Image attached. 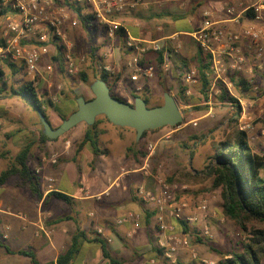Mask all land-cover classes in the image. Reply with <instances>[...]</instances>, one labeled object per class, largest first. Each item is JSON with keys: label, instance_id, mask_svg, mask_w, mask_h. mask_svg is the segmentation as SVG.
I'll list each match as a JSON object with an SVG mask.
<instances>
[{"label": "crops", "instance_id": "0c3cea01", "mask_svg": "<svg viewBox=\"0 0 264 264\" xmlns=\"http://www.w3.org/2000/svg\"><path fill=\"white\" fill-rule=\"evenodd\" d=\"M226 1L143 0L144 6L124 14L113 15L112 18L109 17V20L114 24L125 28L130 37L161 41L172 53L171 63L175 72L172 73L171 68L170 72L161 69L152 79L142 80L143 92L139 95L132 90V83L126 68L128 57L116 45L118 39L112 42L111 55L108 58L103 57V53L111 41L108 39V26L98 23L105 29L103 42L100 46H95L100 48L98 50L101 62L99 75H101L105 65L110 66L112 73L108 74L115 78L113 91L118 98L133 104L134 95H136L148 98L151 104H154L151 99L153 90H159V88L163 91L165 89L171 90L167 87V83L171 84L174 75L180 73L176 69L180 70V67L185 63L190 65L187 60H192V68L197 69L194 60L198 46L191 38L183 34L198 30L202 26L206 12L210 13L215 20L226 19L224 13ZM244 2L250 4L252 0H244ZM55 8H57L56 12L68 16L69 20L66 22L64 30L73 45L77 46L75 36L86 35L88 30L80 26L75 28L72 25L74 21H77V18L69 8L57 5V3ZM14 14L8 15L7 22L3 26H1L2 23L0 24L2 27L1 40L9 34L5 28L9 16L12 19L17 18V15ZM249 25H252L251 22L246 20H243L240 25L228 24L229 28L239 32ZM58 43L60 42L54 39L47 43H33L41 54L37 71L41 79L46 69V67L45 69L42 67L43 64L48 62L50 58L51 60L59 58L56 48ZM243 48L250 55L247 41L243 43ZM155 60L156 56L150 54L146 57L145 62L146 64H154ZM16 65L18 68L21 67L20 64ZM22 74L25 76L24 72ZM242 75L234 74L233 76H236L235 79H239ZM24 76L19 75L14 82L18 84V81L25 79ZM244 77L249 78L246 75ZM49 86L51 87V85ZM198 87L199 85L195 88ZM216 88L218 89L217 86ZM48 91V97L55 104L57 103V107H60V113L55 110L48 112L50 123L55 128L62 124L61 116H70L74 112V107L72 100L63 101L60 93L56 92L59 98L56 93V97L51 94V88ZM90 93L93 94L91 88L83 89L81 94L86 100H91L93 97H90ZM199 95L201 97L200 93ZM18 98L20 97H0V119L10 131L14 132L11 134L19 136L18 139H20L24 129L22 130L16 125L19 122V113L24 112L25 105L20 103ZM54 99L56 100L54 101ZM211 103L208 101L199 104L204 108L198 112V115L195 116V112L191 110V120L170 132H166L163 128L156 133H149L145 138L147 143H143V141L145 142L144 139L139 146L136 145L138 142L134 130L116 127L102 119L98 126L101 132L99 138L101 152L98 155H94L93 150L88 145L78 152V146L86 130L84 123L75 127L70 132L69 137L64 136L41 144L40 131L34 118L25 114L24 126L26 130L32 132L31 141L38 146L37 150L40 153L38 156L35 155L36 159H33L34 161L30 162V165L42 179V198L40 200L35 199L28 189L19 187L17 178L0 187V243L3 245L0 248V264H33L32 258L18 254L20 251L32 254L39 264L55 263L58 257L70 247L72 238L78 232H84L89 241H83L72 264H141V262L151 258H156L158 264L161 261L162 264H170L162 256L160 244L168 242L173 234L177 237L186 235L184 225L172 220L175 232L161 231L156 224L155 217L149 219L146 207L136 196V190L139 186L144 185L148 189L158 191L154 176L159 173L164 178L174 177L176 181L182 183L180 186H184L188 190L193 189L195 192L193 194L208 192L212 186V179L205 178L195 183L192 177L204 176V172H207L206 168L211 163V158L215 153V146L219 142L234 141L239 136L243 137L244 135L237 134L232 138L227 135L217 142L212 130L216 124H211L214 122L211 119L214 110ZM191 107L194 106L185 108L190 109ZM218 107L220 110L216 111L215 116L218 114L225 116L229 111L234 112L231 103H219ZM220 119L218 118L219 122ZM199 121H201L200 124ZM229 121L226 120L225 123ZM194 123L197 126H194ZM191 125L196 129L200 125L199 128L202 127V132L200 134L191 133L189 131ZM246 141L252 146L249 138H246ZM21 144L27 145V143ZM149 144L155 146L153 155L147 150ZM182 144L183 146H181ZM142 147H145L144 151L147 152L145 157L138 154ZM129 148H134L136 154L127 156ZM191 152H194L193 156L190 155ZM54 155H59L57 164L49 162V159ZM185 162H189V168L184 167ZM79 173L82 174L80 180ZM53 193L69 197L70 202L56 199ZM178 194L181 195V193ZM213 195L219 196V192H214ZM198 200L200 202L202 199ZM209 202L211 203V200ZM130 212L141 216V227L131 238L128 237V233L132 229L131 224L121 226L114 224L115 220ZM208 221L207 218L206 222L199 223L201 230ZM6 226L10 227V230L8 231V238L4 239ZM98 228H103L105 235L112 238L111 243L102 238H97L96 230ZM95 240H100L101 243H97ZM195 250L197 251L196 248ZM188 254L191 257L188 250L180 248L177 257L186 259L189 257ZM16 255L23 259H13Z\"/></svg>", "mask_w": 264, "mask_h": 264}, {"label": "built area", "instance_id": "2783aa9c", "mask_svg": "<svg viewBox=\"0 0 264 264\" xmlns=\"http://www.w3.org/2000/svg\"><path fill=\"white\" fill-rule=\"evenodd\" d=\"M71 1L74 4L92 6V13H94L97 23L108 26V39L111 43L103 53L104 58H108L111 55L112 42L116 39L115 26L117 25L109 20V17L124 14L145 5L143 0ZM0 3L3 7H10L17 15L16 19H12L9 16V21L5 28L9 34L0 44V67L6 62L22 63L28 74H36L41 59L40 51L36 45H27L25 43H47L52 38H56L64 46V59L68 74L76 75L79 73V68L72 54L74 45L67 38L64 30L69 18L66 14L55 11V0H0ZM224 13L227 18L220 21L215 20L210 13L206 12L202 26L198 30L183 34L191 38L205 55L211 57L210 71L213 80L209 102H211L214 92L219 93L216 88L219 81L233 95V84L228 80V76H233L234 74L252 76L255 71H264V0H252L250 4H245L244 0H227ZM243 20L251 22L252 25L246 26L241 32L235 31L228 26V24L240 25ZM72 25L77 26L78 21H74ZM245 41L248 42L250 55L243 48ZM126 47L129 51L126 68L132 83V90L139 95L143 92L142 80L152 79L161 69L166 72L170 70V49L161 41L135 39L129 35ZM163 51V61L159 63L158 55ZM150 54L156 56L154 64H146L145 62L146 57ZM81 61L84 62L85 59L82 58ZM103 71L112 73V69L108 65L103 67ZM53 72V66H47L43 74L45 82H51ZM181 75L183 76V84L187 88L186 95L190 96L193 88L200 84L198 70L196 68L183 70ZM56 90L60 93L63 90V86L61 84L57 85ZM239 102L240 105L232 104L235 113L240 111L241 114L239 130L243 134L249 135L255 130L253 119L247 117L245 104L241 100ZM193 125L197 126L195 123ZM262 135L264 136V131ZM147 150L153 155L155 146L149 144ZM58 159L59 155H54L49 159V162L57 164ZM154 179L158 191H153L141 185L136 190V196L146 209L154 213L156 224L161 231L174 233L175 226L171 222L172 220L182 224L185 223L190 228L200 222L207 221L209 208L206 200H202L192 207L188 202L179 200L177 197L178 193L188 190L186 187L170 186L166 178L159 173L154 176ZM91 216L93 217V214ZM114 224L116 226L131 224L132 229L128 233V237L131 238L141 227V216L130 212L115 220ZM5 229L4 239L8 238L10 227L6 226ZM201 233L204 239L212 240L213 234L208 224L202 228ZM96 236L108 243L112 242V238H108L105 235L103 228L96 230ZM180 248L188 250L193 260L198 258L197 251L186 235L177 237L173 234L168 242L160 244L162 256L172 264H176L177 253ZM141 264H158V260L151 258L141 262Z\"/></svg>", "mask_w": 264, "mask_h": 264}, {"label": "trees", "instance_id": "16d2710c", "mask_svg": "<svg viewBox=\"0 0 264 264\" xmlns=\"http://www.w3.org/2000/svg\"><path fill=\"white\" fill-rule=\"evenodd\" d=\"M57 5L67 7L72 10L77 18L78 25L85 30L94 29L97 23V19L92 13V6L88 4H74L71 0H55ZM15 13L10 7H3L0 3V16L13 15ZM15 15V14H14ZM113 16H110L112 18ZM2 32V27L0 26V34ZM116 39L118 43L116 45L126 56L129 55V51L126 47V41L128 34L125 28L122 26H115ZM59 41L56 38H52ZM3 40L0 39V44ZM27 45H34L33 43H25ZM58 59L54 60L59 62L64 67L65 72L68 74L67 66L65 59L63 58L64 46L62 43L57 45ZM99 47H94L91 50V55L89 57V62L92 66L93 79L89 77L85 72H80L76 75H69L72 77H78L81 82L87 84L89 87L91 84L97 80L103 78L108 84L111 94L113 97L118 98L113 91V85L115 83V78L108 74L105 71H101L99 75V70L101 62L98 56ZM172 53H170L171 57ZM164 56V51L158 55L159 63H162ZM85 63L87 62V58ZM199 74V89H200V103L208 102L210 99L211 88H212V77H211V57L205 55L198 47L196 59L194 60ZM172 65V63H171ZM188 64L185 63L180 70L183 71ZM27 73L25 67H17L15 63L6 62L0 67V97H20L27 101L32 110L35 112V106H37L45 114L48 121V110H55L60 113V107H57L50 98H42L39 94V88L36 86L35 81L29 80H20L18 84L14 80L19 76H24L22 73ZM26 75V74H25ZM183 80V76L180 75ZM230 81L235 85L236 89L242 87L241 93L239 94L243 98L250 93L251 87L249 82L242 80L237 82L235 78L231 77ZM66 89H63L60 92L61 98L63 101L72 100L74 112L78 109L77 99L81 97L75 92L74 89H71L70 86H67ZM219 93H213L217 95L218 102L220 104H234L237 102L235 98H232L230 92L226 89L222 82L217 83ZM187 88L182 85L181 90L175 95V99L180 101L182 104L187 106H193L190 103L189 97L186 96ZM69 91V92H68ZM164 92H170V90L165 89ZM134 97H139L134 95ZM120 99V98H119ZM147 102L148 107L153 108L159 105H152L148 98H143ZM164 99V98H163ZM122 100V99H121ZM124 101V100H123ZM126 102V101H125ZM204 107L194 106L190 109H186L185 122L181 125L186 124L189 120L190 112L200 111ZM60 115V114H59ZM240 111L234 113L233 121H238ZM69 116H61L62 121ZM39 123L41 125L40 119L37 115ZM106 120L111 123L106 117H99L94 126L89 127L86 124V130L83 136L81 143L78 146V152L83 150L87 145L91 147L94 155H98L101 150L99 147V138L101 135L100 130L98 129L100 120ZM178 127V126H177ZM177 127H173L177 128ZM166 128V127H164ZM170 128V127H168ZM43 127L41 125L40 131V143L45 144L46 142H51L43 134ZM163 128L157 130H151L145 132L142 136L140 142L136 145H140L141 142L147 137L149 133H156ZM73 130V129H72ZM71 130V131H72ZM70 131V132H71ZM68 132L65 136L69 137L71 134ZM243 135V133H242ZM34 143H28L25 145L15 156L9 159L8 168L3 170L0 173V187L6 185L12 179L17 178V185L23 189H28L32 196L35 199L40 200L42 198L41 188H42V179L40 175L32 169L30 165V160L34 158L33 154ZM145 147L138 152L143 157L147 155V152L144 151ZM130 154H136L134 148H129L127 150V156ZM191 156L194 155V152H191ZM6 157V156H5ZM207 172H204V176H194V182H200L205 178L212 179L211 192H219L221 198V212L223 216L231 221L240 235L243 237L241 241L242 250L233 251L229 256L224 254L221 255V260L219 264H264V151L257 152L253 147L246 141L245 134L243 137L236 138L234 141H221L215 146V153L211 158V163L206 168ZM157 171V170H156ZM167 183L170 186L178 185L182 183L176 181L174 177L166 178ZM56 199L70 202L69 197L64 196L63 194L53 193ZM149 214V219L154 217V213L146 209ZM184 233L188 234L190 227L183 223ZM83 241H89L87 235L84 232H78L72 238L70 247L65 251L64 254L60 255L57 261L48 263V264H72L76 259L80 247ZM97 243H101L100 240H95ZM3 245L0 243V248ZM10 252V250H8ZM20 255L29 256L32 258L33 264H39L35 257L32 254L27 252L20 251ZM106 256V254H105ZM108 258V256H106ZM176 264H184L182 262H177ZM190 264H198L193 262Z\"/></svg>", "mask_w": 264, "mask_h": 264}, {"label": "rangeland", "instance_id": "374dc122", "mask_svg": "<svg viewBox=\"0 0 264 264\" xmlns=\"http://www.w3.org/2000/svg\"><path fill=\"white\" fill-rule=\"evenodd\" d=\"M54 6H56V3ZM57 8H55V11L57 10ZM1 17L2 18L0 19V24L2 23L1 26H3L4 23L7 22L6 19L8 18V16H5V17L1 16ZM180 25H183V23H180ZM74 27L76 28L78 26H74ZM79 31L81 32L80 29ZM104 31L105 29L103 28V26L96 23L95 28L89 29L86 35L82 34L80 37L78 35L75 36V42L78 47L74 45V48L72 50L73 57L79 68V71L85 72L92 79H93L92 77L93 71H92L91 63L89 62V57L91 55L92 48L98 45L100 46L101 43L103 42L104 36H105ZM67 38L69 39L68 36ZM63 58H64V52H63ZM82 58H87V62L86 63L82 62L81 61ZM191 61L187 60V62L190 65L185 67L184 70H189L190 68H192ZM19 64L21 67H24L22 63H19ZM49 65L53 66L54 68L52 80L50 82L51 87L49 86L50 83H47L43 79H41V76L40 75L38 76L37 73L33 75L25 73L26 75L24 76L25 80L36 82V86L39 88V93L42 98H49L48 90L50 88H51V91H50L51 94L55 96V93L57 92L56 86L59 84L63 86V89H66V84H68L67 86H70L71 89H74L75 92H77V94L81 96H82L81 93H83V89H90V87L87 84L81 82L77 76L71 78L65 72L64 67L62 69V66L59 62H55L54 60H51L50 58L49 61L43 64L42 67L45 69V67L47 68V66ZM176 71L177 72L180 71V73H182L181 70L176 69ZM171 72L172 73L175 72V68L173 65H171ZM180 73L178 72V74L174 75V78L171 84L167 83V87L171 89L170 90L171 92H168V93L172 94L173 96L176 95L181 90L182 85L184 83V81L181 79L179 75ZM244 76L245 75L243 74L239 79L237 78L236 81L237 82L242 81V80L248 81L249 86L251 87L250 93H248V95L243 98L242 96L239 95L241 93L242 87H240L239 89H236L235 85L231 82L233 84V87H232L233 95L231 94L230 95L232 98H235L237 100V102L234 103L235 105H240L239 100H241L245 104L246 111H247V117L253 119L252 122L255 128V130L251 134L249 135L245 134V136L246 138L250 139L253 149L255 151L262 152L264 151V136L262 135V132L264 131V71L262 72L255 71L252 76H248L249 78L253 77L251 78V80H249V78H245ZM232 77L235 78L236 76H232ZM227 78L230 81L231 76H228ZM199 91H200L199 87L193 88L192 94L190 96L186 95L187 97H189L190 103L193 106L195 105L199 107L202 106V105H199L201 104ZM164 94L165 92L161 88H159V90L158 89L153 90L151 99L154 101V104L152 105H159V104L162 105L164 103V99H163ZM57 95L58 94L56 93V96ZM216 96L217 95L215 96L213 95L212 100H211L212 106L214 109L211 115L212 116L211 119L214 122H212L211 124H216L214 125L212 130H213L214 137L215 139H217V142H218L219 140H221L222 137L224 138L228 135V136H231L232 138V137H235L237 134H242V132H240L239 130L241 114L239 115L238 121L234 122L232 119L234 117L235 110L234 112L229 111V113H227L225 116H220L219 114L215 116V113H217L216 111L220 110L218 107L219 102L217 98H215ZM90 97L94 98V95L90 93ZM159 97H160V100H159ZM18 101L25 105V110L24 112L19 113V120H18L19 122L17 123L16 127L18 126L22 130L24 129L23 130L24 132L22 133L23 135H21L20 137L21 140L18 139L19 136L12 135L11 133H14V132L10 131V129L7 126H5L3 124V121L0 119V122H1V126H0V173L3 170L8 168L9 159L15 156L24 147L21 143H27V144L33 143L31 141L33 138L31 136L32 132L30 130H26L24 126L25 114H29L34 118L35 124H37L39 131H41V125L39 123L37 115L32 110L30 104L27 101L20 99V98H18ZM177 103L179 104V107L181 108V110H184V111L186 110L184 104H182L178 100H177ZM198 112L199 111H195L194 113L195 116L198 115ZM191 118L192 116L190 115L188 120H191ZM218 118L219 119L221 118L220 122ZM226 120H230V121L228 123H225ZM198 123L200 124L201 121H199ZM59 126H56L55 128H58ZM78 126H81V125H78ZM199 127L200 125L196 129L195 127H192L191 125V128L189 129V131L191 133L200 134L202 132V127L201 128ZM171 130L172 128H168V127L165 128L166 132H170ZM143 143L146 144L147 139H145V142L143 141ZM191 145L193 146V144ZM191 145H190V148H191ZM181 146H183V144ZM37 149H38V146H36V144L34 143V147H33L34 158H32L30 162L34 161L33 159H36L35 157L40 154ZM184 167L189 168L190 167L189 162H185ZM79 175H80L79 176V180H80L82 177L81 176L82 174L79 173ZM210 189L208 190V192L204 194H193L195 193L193 189L187 190L185 192L182 191L180 192L181 195L177 194V197L179 200H184L188 202L192 207H194L197 204V202L199 203L198 199L206 200L208 202L209 221L207 224L212 231L213 238L212 240L208 241L202 237V233H201L202 230H201L200 224L194 226L193 228H190V231L188 234H186V236H188L189 239L191 240V244L193 245V247L197 249L198 258L196 260H193L189 256V254H188L189 257L186 259H182L178 256L176 258V263L182 262L184 264H190L193 262H197L198 264H219V261L221 260L220 254L229 256L230 253L233 251L242 250L241 241L243 240V237L240 235V232L238 231L236 226L231 221H228L223 216L221 212L222 201H221L220 195L219 196L213 195L214 192H211ZM209 200H211V203L209 202ZM13 259L22 260L23 258H21L19 255H16V257H13ZM160 264H162V261L160 262Z\"/></svg>", "mask_w": 264, "mask_h": 264}, {"label": "water", "instance_id": "95a60500", "mask_svg": "<svg viewBox=\"0 0 264 264\" xmlns=\"http://www.w3.org/2000/svg\"><path fill=\"white\" fill-rule=\"evenodd\" d=\"M90 88L94 98L86 100L83 96L79 97L78 109L64 119L58 128L52 126L41 109L34 107L46 137L56 140L80 124L92 127L99 117H106L116 127L134 130L136 140L140 142L145 132L177 127L185 122L186 111L181 110L175 97L168 92L164 94L162 105L150 108L140 96L134 99L133 104L113 97L103 78L95 80Z\"/></svg>", "mask_w": 264, "mask_h": 264}]
</instances>
